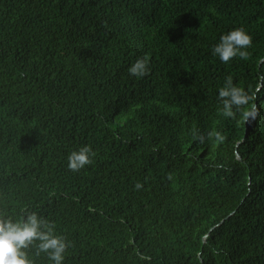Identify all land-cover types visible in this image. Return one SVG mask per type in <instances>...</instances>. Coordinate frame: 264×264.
<instances>
[{
	"label": "trees",
	"instance_id": "1",
	"mask_svg": "<svg viewBox=\"0 0 264 264\" xmlns=\"http://www.w3.org/2000/svg\"><path fill=\"white\" fill-rule=\"evenodd\" d=\"M228 76L254 121L220 114ZM0 208L54 222L64 264H264V0H0Z\"/></svg>",
	"mask_w": 264,
	"mask_h": 264
},
{
	"label": "clouds",
	"instance_id": "2",
	"mask_svg": "<svg viewBox=\"0 0 264 264\" xmlns=\"http://www.w3.org/2000/svg\"><path fill=\"white\" fill-rule=\"evenodd\" d=\"M252 46V37L243 27L235 28L220 37L219 43L213 47V55L225 64L235 58L248 60L247 51ZM129 74L135 77H144L149 73V59L147 56L138 58L128 69ZM218 98L222 107L220 114L226 118L236 119L237 113L245 122H252L258 115L257 106L251 103L255 97L245 88L233 83L228 76L225 83L218 90ZM192 137L203 142L204 136L195 128ZM208 139L216 143H223L224 135L216 130L208 133ZM96 153L91 146H83L72 151L68 158V169L78 172L85 166L93 163ZM169 180L172 174L169 173ZM139 182L135 184L137 190L142 189ZM72 247L64 235L56 232V224L39 215L35 211H27L18 219L8 215L0 208V264H36L33 257L45 255L50 264H64L65 253Z\"/></svg>",
	"mask_w": 264,
	"mask_h": 264
}]
</instances>
